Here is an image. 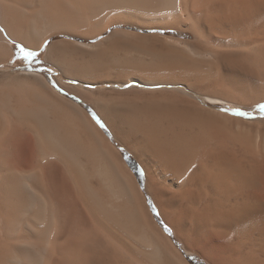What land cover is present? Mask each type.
I'll return each instance as SVG.
<instances>
[{
	"label": "bare ground",
	"instance_id": "6f19581e",
	"mask_svg": "<svg viewBox=\"0 0 264 264\" xmlns=\"http://www.w3.org/2000/svg\"><path fill=\"white\" fill-rule=\"evenodd\" d=\"M55 36V82L12 64ZM260 105L264 0H0V264H191L150 196L187 251L264 264Z\"/></svg>",
	"mask_w": 264,
	"mask_h": 264
},
{
	"label": "rangeland",
	"instance_id": "374dc122",
	"mask_svg": "<svg viewBox=\"0 0 264 264\" xmlns=\"http://www.w3.org/2000/svg\"><path fill=\"white\" fill-rule=\"evenodd\" d=\"M65 36H55L53 37L51 40H56V38H63ZM96 40V39H95ZM95 40H90L92 42H94ZM13 43V48H14V51L16 53V57L13 59L12 61V64L15 65V64H19V68L18 69H32V70H37V71H41L45 74H47L50 78L53 77V71L51 72V70H49L47 67H49L46 62H45V58H44V51L42 50L40 53H38L39 55L35 56V57H25L23 55V53H21L19 51V49L21 48V44H19L18 42H12ZM32 51V50H31ZM86 106V105H85ZM88 109H90L91 113H93V106H86ZM95 108V107H94ZM264 113V112H263ZM93 115L95 117H97V115L95 113H93ZM125 149H123L124 151ZM124 152H127V151H124ZM132 156V155H130ZM127 157H129V155H127ZM134 158V157H133ZM129 163L131 164H134L133 162L135 161L136 164H138L140 166L141 169H139V166H137L136 164L134 165L135 166V169L138 171V175H141L139 176L140 180L142 182H144V184L146 183V173H145V170L144 168L140 165V163L137 162V160L134 158L133 160H128ZM133 169V168H132ZM150 196V195H149ZM155 200L153 199L152 196H150L149 198V202L151 203V211L153 213V215L155 217H157V222L159 223V225L162 227V229L169 233L171 236V238H173L175 244L177 245V247L184 253L185 257L187 258V260L191 263V264H203L201 262H204L206 264H211L213 263L210 259H207L208 257L207 256H204L202 254H200L199 252L197 251H187L185 249V247H183V243L181 241H178L175 237V234H174V230L172 228V226L167 223L164 218L161 216L160 214V209L158 207V204L156 202H154ZM165 227H167L168 229H170V231H166L165 230ZM204 256V257H203ZM190 258L192 260V263L190 261ZM211 262V263H210Z\"/></svg>",
	"mask_w": 264,
	"mask_h": 264
},
{
	"label": "crops",
	"instance_id": "0c3cea01",
	"mask_svg": "<svg viewBox=\"0 0 264 264\" xmlns=\"http://www.w3.org/2000/svg\"><path fill=\"white\" fill-rule=\"evenodd\" d=\"M52 39V38H51ZM51 39H49L48 41H47V43L45 44V46H44V48L42 49L43 51H44V58H45V53H46V51H47V48H48V46L50 45V43H52V42H54V40H51ZM19 44H21V47L23 46V47H26V45L25 44H23L22 42H18ZM28 48V47H27ZM29 50H32V51H34V52H36V56L37 55H39L38 53H40L42 50H35V49H32V48H28ZM45 62H46V59H45ZM46 64H48L47 62H46ZM49 67H50V65H49ZM49 69V68H48ZM50 70V69H49ZM52 72V71H51ZM53 73V72H52ZM54 74V73H53ZM52 79H53V81L55 82V78H54V75H53V77H52ZM70 96V95H69ZM72 98H73V100H75V101H77L80 105H82L83 107H85L89 112H91L90 111V109H88L86 106H93V104L92 103H90L89 101H86L82 96H79V95H73L72 96ZM86 105V106H85ZM93 109V113H95V112H97L96 111V109L93 107L92 108Z\"/></svg>",
	"mask_w": 264,
	"mask_h": 264
},
{
	"label": "snow or ice",
	"instance_id": "6c2138e0",
	"mask_svg": "<svg viewBox=\"0 0 264 264\" xmlns=\"http://www.w3.org/2000/svg\"><path fill=\"white\" fill-rule=\"evenodd\" d=\"M19 51H20L21 53H23V55H24L26 58H27V57H35V56H36V52L29 50L27 47H23V46H22V47L19 49ZM259 107H261L262 109H264V105H260ZM237 112H238L239 115H248V113H245V112H239L238 110H237ZM165 230H166V231H170V229H168L167 227H165Z\"/></svg>",
	"mask_w": 264,
	"mask_h": 264
},
{
	"label": "trees",
	"instance_id": "16d2710c",
	"mask_svg": "<svg viewBox=\"0 0 264 264\" xmlns=\"http://www.w3.org/2000/svg\"><path fill=\"white\" fill-rule=\"evenodd\" d=\"M263 110H264V109H263ZM128 160H129V158H128ZM133 163H134V164H131V163H130V164H131V167L133 168V170L135 171V173H136V175H137L138 177L141 176V175H138V171L135 169V166H134V165L136 164V162L134 161ZM136 165L139 166L138 164H136ZM139 169H141L140 166H139ZM139 178H140V177H139ZM190 261L192 262L191 258H190ZM192 263H194V262H192ZM201 263L206 264V263H204V262H201Z\"/></svg>",
	"mask_w": 264,
	"mask_h": 264
}]
</instances>
